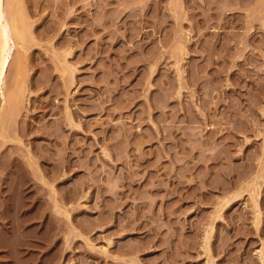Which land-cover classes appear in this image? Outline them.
Instances as JSON below:
<instances>
[{
    "label": "rangeland",
    "instance_id": "obj_1",
    "mask_svg": "<svg viewBox=\"0 0 264 264\" xmlns=\"http://www.w3.org/2000/svg\"><path fill=\"white\" fill-rule=\"evenodd\" d=\"M20 1L0 264H264V0Z\"/></svg>",
    "mask_w": 264,
    "mask_h": 264
},
{
    "label": "bare ground",
    "instance_id": "obj_2",
    "mask_svg": "<svg viewBox=\"0 0 264 264\" xmlns=\"http://www.w3.org/2000/svg\"><path fill=\"white\" fill-rule=\"evenodd\" d=\"M21 3L23 2L20 0H0V93L2 92V82L4 76L6 75L11 57H13V49L17 46V44L19 46V44H22L25 40H29V37L27 38V36H29L27 34L29 27L26 25V28L24 25L25 15L27 16V14L23 13L24 11ZM23 63L24 56L20 54L15 60L16 76L12 85L6 91L4 103L7 110L11 106L17 108L16 104L19 106L23 91V87L20 86V76L23 72ZM15 108L13 111H15Z\"/></svg>",
    "mask_w": 264,
    "mask_h": 264
}]
</instances>
